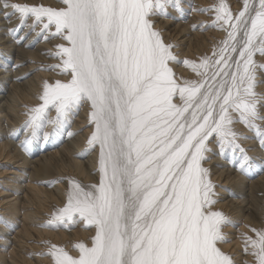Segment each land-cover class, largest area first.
I'll list each match as a JSON object with an SVG mask.
<instances>
[{
    "label": "snow or ice",
    "instance_id": "1",
    "mask_svg": "<svg viewBox=\"0 0 264 264\" xmlns=\"http://www.w3.org/2000/svg\"><path fill=\"white\" fill-rule=\"evenodd\" d=\"M169 6L179 7V0H61L59 7L0 0L11 9L6 17L19 15V27L31 18L30 28L39 25L46 39L67 42L48 53L60 63L47 68L70 78L44 81L41 103L24 122L29 138L46 121L63 128L85 101L91 105L94 130L85 151L99 145V182L69 178L66 202L48 223L82 220L95 234L90 246L73 245L77 255L50 245L53 264H234L218 247L227 239L222 226L232 221L212 210L213 185L202 161L213 137L248 172L251 158L232 127L237 121L264 146L255 91L264 64L254 59L264 56V0H243L235 14L224 0L211 6L226 36L210 56L183 61L197 79H177L174 46L154 26L152 17L167 15ZM252 231L255 237L244 234L245 251L264 264V228Z\"/></svg>",
    "mask_w": 264,
    "mask_h": 264
},
{
    "label": "bare ground",
    "instance_id": "2",
    "mask_svg": "<svg viewBox=\"0 0 264 264\" xmlns=\"http://www.w3.org/2000/svg\"><path fill=\"white\" fill-rule=\"evenodd\" d=\"M10 2L61 6V0ZM219 2L179 0V7L167 8V15L152 17L163 40L174 46L172 52L180 63L172 62L170 67L177 79H197L196 73L183 61L199 62L202 57L210 56L225 38L226 32L214 23L215 9L211 7ZM224 2L235 14L242 7L243 0ZM6 12L11 9L0 7V264H53L50 255L49 260L37 256L40 241L43 250L47 245L55 244L77 255L73 245L82 241L90 246L95 234L94 227L79 228L75 233L62 230L54 233L48 222L66 202L69 178L85 186L99 182V145L85 151L94 130L89 119L91 105L87 101L63 128H56L46 121L39 134L29 138L31 130L25 128L24 122L29 110L41 103L39 96L44 81L52 83L70 78L59 69L47 68L60 63L58 57L48 53L57 50L55 45L67 42L61 37L46 39L48 33L40 34L39 25L30 28L31 18L19 27V15L12 13L6 17ZM200 25H205L204 29ZM10 29L16 31L10 32ZM254 59L258 64H264V56L259 53ZM23 64L26 66L19 67ZM27 69L34 74L31 82L24 86L25 82L21 80ZM261 71L257 69L255 91L260 94L259 111L264 115V70ZM55 115V109H50L49 118ZM257 123L262 124L261 121ZM232 127L241 134L237 142L251 158L252 166L248 172L234 166L232 153L229 151L227 156L223 155L213 137L207 142L211 151L206 153L207 159L202 161V166L208 169V179L213 185L215 203L212 210L222 212L232 221L222 226L227 239L218 243V247L230 255L234 264H254L251 251H245L244 234L255 237L252 229L264 228V146L256 132L243 123L237 121ZM26 138L29 139L25 147ZM53 148L55 150L50 151ZM60 180L63 182L58 183Z\"/></svg>",
    "mask_w": 264,
    "mask_h": 264
},
{
    "label": "rangeland",
    "instance_id": "3",
    "mask_svg": "<svg viewBox=\"0 0 264 264\" xmlns=\"http://www.w3.org/2000/svg\"><path fill=\"white\" fill-rule=\"evenodd\" d=\"M17 1H21V0H17ZM203 26V27H202ZM200 25L199 27H202V29H204V27H205V25ZM2 61V60H1ZM26 66V64H23V65H21V66H19V67H25ZM259 69V68H258ZM259 72H262L261 71V69H259ZM24 78H22V82L24 81L25 83L24 84H22V85H24V86H26V85H28V82H31V80H32V78H33V74H34V72H29L28 71V69L27 70H25L24 72ZM260 78H261V76H260ZM261 96H262V94H261ZM264 103V102H263ZM261 123L262 124H264V121H261ZM16 128H14V130H15ZM51 129V128H50ZM42 132V131H41ZM17 133H18V131H17ZM42 134V133H41ZM46 138H49V135L46 137ZM46 141H47V139H45ZM262 143V142H261ZM55 150V148H53V149H50V151H54ZM12 169V168H11ZM11 169H9V170H7V172L8 171H10ZM13 170H15V169H12V171ZM9 173V172H8ZM7 173V174H8ZM8 176H10V174H8ZM0 182H2V178L0 177ZM63 181H58V183H62ZM218 186H219V184H218ZM83 221L82 220H79L77 223H75V224H69L67 227H65V226H53L52 228H51V230H52V232H54L55 233V231H58V232H60L61 230L62 231H67L68 233L69 232H72V233H75V231H77L79 228H81V229H83V230H85V229H87L88 227H86V226H84L83 225ZM89 228H91V227H89ZM237 229V228H236ZM69 240H71V239H67L66 241H69ZM86 240H89V238H86ZM39 244H41L40 246H39ZM42 242L40 241L39 243H38V247H37V256H40V258L42 259L43 257H44V259L45 260H49V258H47V257H49V254H47L48 253V249H46V248H49V246L50 245H47V247H45L44 248V250L42 249Z\"/></svg>",
    "mask_w": 264,
    "mask_h": 264
}]
</instances>
